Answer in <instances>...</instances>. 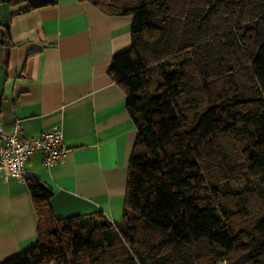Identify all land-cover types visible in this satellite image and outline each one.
Segmentation results:
<instances>
[{
	"label": "trees",
	"instance_id": "16d2710c",
	"mask_svg": "<svg viewBox=\"0 0 264 264\" xmlns=\"http://www.w3.org/2000/svg\"><path fill=\"white\" fill-rule=\"evenodd\" d=\"M87 1L133 16L109 67L137 130L122 217L56 218L31 180L35 241L0 264H264V0Z\"/></svg>",
	"mask_w": 264,
	"mask_h": 264
},
{
	"label": "crops",
	"instance_id": "0c3cea01",
	"mask_svg": "<svg viewBox=\"0 0 264 264\" xmlns=\"http://www.w3.org/2000/svg\"><path fill=\"white\" fill-rule=\"evenodd\" d=\"M24 6L0 2L8 27L5 35L0 25V126L8 133L19 120L28 138L59 125L68 153L49 167L40 152L30 153L24 182L0 174V261L35 241L31 180L51 190L56 218L102 212L118 221L137 136L109 70L113 55L131 45L133 16L87 0L19 11Z\"/></svg>",
	"mask_w": 264,
	"mask_h": 264
},
{
	"label": "built area",
	"instance_id": "2783aa9c",
	"mask_svg": "<svg viewBox=\"0 0 264 264\" xmlns=\"http://www.w3.org/2000/svg\"><path fill=\"white\" fill-rule=\"evenodd\" d=\"M38 151L43 163L49 167L66 159L68 149L63 143L61 127L54 126L35 137H24L19 120L15 121L10 132L0 126V174L6 178L11 175L19 181L26 180L25 161L28 155Z\"/></svg>",
	"mask_w": 264,
	"mask_h": 264
},
{
	"label": "water",
	"instance_id": "95a60500",
	"mask_svg": "<svg viewBox=\"0 0 264 264\" xmlns=\"http://www.w3.org/2000/svg\"><path fill=\"white\" fill-rule=\"evenodd\" d=\"M6 18H7V15H4L3 25H5V20H6ZM2 32H3V29L0 28V33H2Z\"/></svg>",
	"mask_w": 264,
	"mask_h": 264
},
{
	"label": "rangeland",
	"instance_id": "374dc122",
	"mask_svg": "<svg viewBox=\"0 0 264 264\" xmlns=\"http://www.w3.org/2000/svg\"><path fill=\"white\" fill-rule=\"evenodd\" d=\"M234 142H235V141H234V138H232V141H231V142H229V144H230V145H232ZM236 145H238V144H237V143H235V145H233V146H236ZM121 217H122V215H121ZM121 217H120L119 219H121ZM119 219H118V220H119Z\"/></svg>",
	"mask_w": 264,
	"mask_h": 264
}]
</instances>
